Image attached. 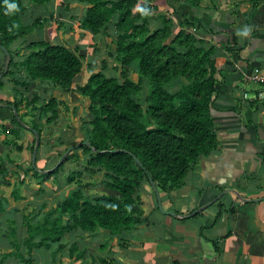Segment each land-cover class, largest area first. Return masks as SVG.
<instances>
[{
	"label": "trees",
	"instance_id": "16d2710c",
	"mask_svg": "<svg viewBox=\"0 0 264 264\" xmlns=\"http://www.w3.org/2000/svg\"><path fill=\"white\" fill-rule=\"evenodd\" d=\"M60 1L64 5L61 6L62 11L74 16L71 2ZM77 1L84 7L80 28L93 34L106 33L111 38L115 47L106 51V58L99 60L101 48L85 41L71 47L44 39L31 40L26 45L32 50L29 54L20 60L13 54L7 68L0 65V88L6 84L13 85L15 98L4 102L17 108L21 120L22 115H31L36 120L44 119L51 123L59 116L61 106L67 109L63 101L53 96V92L57 89L72 90L83 70L91 72L86 81L77 86L88 103L89 127L82 143L74 146L71 159L78 162L81 150L88 156L87 172L93 175L102 170L110 180L104 182L106 192L94 196H88L83 189L91 183L80 180L78 185L82 189L71 191L57 208L47 211L42 222L34 225L28 219L29 236L25 244L29 251L49 245L48 241H60L65 233L77 228L85 231L108 229L114 235L132 229L142 220L141 192L149 185L150 178L163 191L179 188L199 158L211 154L218 147L212 115L214 93L218 89L215 64L218 49L212 43L206 44V40L196 32L205 24L212 34L222 30L211 25L209 18H198L178 8V0H167V4L173 8V13L182 15V24L175 20L174 15L169 16L167 9L158 15L161 19L155 27L151 26L154 22L152 15L159 7L156 3L161 0H149V4L141 7H137L138 0ZM55 2L7 0L5 3V0H0V44L10 50L16 40L35 27L49 26L51 19L61 31H72L73 23L68 22L66 26L61 14L57 16L53 11ZM11 3H15L17 8L9 9L8 4ZM192 4L198 6L200 2L192 0ZM260 5L264 6L263 0H252V10ZM20 6H23L25 16L34 7H39L41 12H53L36 16L32 23L26 24ZM190 27L197 31H190ZM109 61L114 62L115 71L110 75L106 73ZM132 72L139 74V83L132 81ZM179 78L188 82L180 83L173 92L169 91L168 84ZM140 82L151 86L146 103L136 98L143 89ZM40 90L48 93L49 99H45ZM22 103L25 110L21 115ZM35 119L31 128L39 134L40 144L42 129ZM12 122L15 129H24L16 116ZM15 129L0 125V135H5L4 144H17L15 139L7 138L19 136ZM85 141H89L94 149ZM17 146L22 150L21 144ZM63 164L44 174L32 168L33 175L37 178L42 175L47 180ZM6 171V165L0 162V176L3 177ZM76 176L80 177L81 172L70 175L69 183ZM2 182L10 183L6 179ZM14 196L20 197L16 192ZM64 217H68L66 222ZM62 247L60 245L59 248ZM11 254L27 264H35L32 257L26 258L19 251Z\"/></svg>",
	"mask_w": 264,
	"mask_h": 264
},
{
	"label": "crops",
	"instance_id": "0c3cea01",
	"mask_svg": "<svg viewBox=\"0 0 264 264\" xmlns=\"http://www.w3.org/2000/svg\"><path fill=\"white\" fill-rule=\"evenodd\" d=\"M64 1L71 2L74 16L62 11L60 0L55 2L53 11L57 16L61 14L67 23H73V35L70 37L75 35L74 45L82 39L87 44L99 40L97 47L101 48L100 54H105L102 49L111 44V39L107 43L103 33L93 34L80 28L78 21L84 13L83 5L77 0ZM139 2L142 5L150 3L149 0ZM162 3L158 1L156 4L159 6ZM33 10L41 9L35 7ZM216 17L217 14L209 16L211 25L222 31L216 34L209 32L211 38L206 40L216 44L218 49L215 58L218 89L214 93L212 112L218 147L211 154L199 158L182 186L170 191L158 187L164 210L159 207L160 200L152 185L145 186L141 192L142 220L118 235L108 229L85 231L77 228L65 233L60 241H48L49 245L30 251L25 244L29 236V222L34 225L42 222L47 211L57 208L71 191L80 187L75 183L85 177L83 171L86 170L87 160L84 154L79 150L81 158L75 162L71 159L74 150L69 148L74 144L80 145L87 131H79L80 126L69 116L74 115L75 108L83 103L81 98L86 99L82 95L69 94L78 90L77 86L85 82L91 72L82 71L72 90L64 93L67 98L61 99L63 91L60 89L53 92V96L67 106V109L61 106L55 121L46 123L44 119L36 120L31 115H24L28 121L19 120L24 129H15L12 122L15 111L4 102L15 98L13 85L6 84L0 88V125L18 130L19 136L7 138L15 139L17 144L22 145V150H19L17 144H4L5 135H0V162L7 167L6 174L0 176V264H27L11 254L16 251L26 258L32 257L35 264H264V102L245 97V93L252 97L260 88V84L251 77L253 71L258 68L264 75V6L247 13L246 20L236 18L219 22L222 16L218 20ZM245 28L250 29L247 35L243 34ZM59 31L51 30L47 40L66 45ZM204 33L208 35V32ZM81 34L83 38H79ZM74 45L70 43L66 46ZM111 68L113 66L109 65L108 69ZM20 107L22 115L24 103ZM70 109L73 113L68 112ZM87 114L89 119L88 109ZM34 119L42 129L40 144L31 129ZM17 152L19 162L6 159L9 154ZM29 152L32 154L30 157ZM61 163H64L62 168L44 183L40 182V176L33 175L32 168L44 174ZM78 171L81 176H76L69 183H72L70 189L66 190L67 185L61 181ZM87 175L89 179L91 175ZM26 176L29 178L26 179ZM4 179L10 183H3ZM43 186L46 191L39 195L38 189ZM83 189L88 196H94L92 184ZM15 192L20 197L15 198ZM67 219L64 217V222ZM107 238L108 242L105 241ZM60 245H63L62 249Z\"/></svg>",
	"mask_w": 264,
	"mask_h": 264
},
{
	"label": "rangeland",
	"instance_id": "374dc122",
	"mask_svg": "<svg viewBox=\"0 0 264 264\" xmlns=\"http://www.w3.org/2000/svg\"><path fill=\"white\" fill-rule=\"evenodd\" d=\"M56 1H59V0H56ZM161 1H163V3L159 4L158 9L154 11V14H153L154 16L152 15L153 19H155V21H154L155 23H153L151 26L154 27L157 23H160V19L161 18L158 17V15L160 13H164V10H167V9H168L167 13H169V16L174 15L175 20L178 21L180 24H182V22H183L182 15H180V13H178V12L173 13L172 12L173 8L170 6V4H167V0H161ZM178 1H179L178 2L179 4H177L178 8H180L181 10H184V12H186V13L190 12L193 15H196L198 18H202V19L209 18V16H214V15L217 14L216 19L217 18L219 19V17L222 16V19L219 22L226 21V20L227 21L228 20L229 21H233V19H236V18H238V19L242 18L241 20H243V19L246 20L247 13H250V11L252 10V0H197V1L200 2V4H198V6L193 5L192 4V0H178ZM263 2H264V0H263ZM61 6H62V4H61ZM141 6H142V3L140 4V2H139L137 4V7H141ZM260 6H262V5H260ZM33 9H35V7ZM78 9H79V11L81 10L80 7ZM19 10H20V13H22L21 15L25 14L23 6H20ZM169 10H171V12H169ZM27 13L28 14L26 16L24 15V17H23V20H24V22L26 24L27 23L28 24L32 23L33 20L36 18V16H46L47 15L46 11H42L41 12L39 10H35L34 12H27ZM76 14L77 13L75 12V15ZM217 20H216V22H217ZM78 22H80V20ZM210 23H211V21H210ZM65 25L68 26V23L66 22ZM205 25H203L200 28L202 30L196 32V34L206 40V38H211V36H210L208 28H207L208 26H205ZM46 26H47V24H46ZM49 26H51V27H49ZM49 26L42 27V28L40 26L39 27H35L36 30L34 29L32 31L33 34L32 33H28L25 36L21 37L20 39L16 40L14 42V44L11 46L10 50H9V53H10L9 56H7L5 54V57L3 58L2 57L3 53L0 51V58H1V62H2L1 64H4L5 67H6V65L9 64V62L12 60L13 57H15L17 60H20V59L24 58L27 54H29L32 51V50L26 48V45L31 40H41V39L47 40L48 36H50L51 30L54 31V32L57 31V30L58 31L60 30L57 27L56 22L53 21V19H51V22L49 23ZM79 27H80V25H79ZM64 28H65V26H64ZM46 29H47L48 35H46ZM189 30L190 31H197L195 27H190ZM204 32H208V35L206 33H204ZM59 33H61L63 35V37L61 38L63 43H65L66 45H69L70 43L72 45H74L76 37H75V35H74V38L70 37L71 35H73V33L71 32L70 29H68L67 31H61L60 30ZM64 34H65V36H64ZM75 34H76V32H75ZM80 36H82V34ZM103 36H104V38L106 39V41L108 43L111 38L106 33H103ZM81 41H83V39ZM98 41L94 40V42H92V44L97 46ZM206 44H207V40H206ZM114 47H115L114 44L111 42L110 45L106 44L105 50L104 49H102V50L106 52L108 49H111V48L113 49ZM92 51H93V49H92ZM13 54L15 56L11 57V55H13ZM104 56L106 57V53L105 54H98L99 60L104 58ZM109 63H110V61H109ZM113 65H114V62L111 61L110 67H112ZM106 73L110 75L112 73H115V71H113V68H111V69H107ZM130 77H131L132 81H134L136 83H139V74L138 73L132 72L130 74ZM216 78H217V74H216ZM183 82L186 83V82H188V80H186L185 78H182V79L179 78V79L173 80L170 84H168L167 89L169 91L173 92V91H175L177 89L178 85L180 83H183ZM140 84L142 85L143 89L136 94V98L140 102L146 103L147 94L149 93V91L151 89V86L150 85L148 86L146 82H144V83L140 82ZM62 93L63 94L60 95L61 99H64V98L68 97V95H66V94L64 95V93H67V91H63ZM40 94L45 95V99L49 98L45 93H43L41 91H40ZM59 94L60 93H58L57 95H59ZM72 94H75L76 96L81 95V93L78 92V90H75L74 93H70L69 95H72ZM81 99H82L83 103H80L79 106L75 108L76 109L75 110V114L74 115H70L69 118L71 117V119L76 124H78L80 126V130L79 131H87V128L89 127V124H87L88 123V114H87V109L88 108L86 106L87 105L86 104L87 101L86 100L84 101L83 100L84 98H81ZM81 99H79V100H81ZM74 101L76 102V97H75ZM71 108H73V106ZM68 112L73 113V112H71V109ZM22 117H23V119L25 121H28V119L25 118V116L22 115ZM66 122L69 123L68 120ZM75 145H78V144H74L69 149L72 151ZM71 151H70V153H71ZM31 155L32 154H30V152H29L28 156L30 157ZM18 156H19L18 152L17 153H12V154H9L8 156H6V159L8 161H11V162L15 161V160L19 162L20 158ZM83 156L87 160L88 156L87 155H83ZM83 173H84L83 175H85V177L82 178V181L83 182H86V181H90L91 182V184L93 185V188L95 189V192L93 193L94 195H99V194H101L103 192H106V187H105L106 183H104V182H107V181L110 180L109 177L107 176V174H105L102 170L101 171H97V173H95L93 175L90 174L91 176L88 174V172L86 170H85V172L83 171ZM87 174L90 176L89 179L86 177ZM27 178H29V177L26 176V179ZM32 178H33V176H32ZM40 178L42 179V180L39 179L40 182L44 183V178L42 177V175L40 176ZM61 178H65V176L61 177ZM106 179H108V180L106 181ZM33 180H36V179H33ZM61 182L64 183L65 186L67 185L66 190L70 189V185L72 183L69 184L68 177H66V179L62 180ZM77 183L78 182H76L75 185ZM102 184H104V185H102ZM20 186H21V184H20ZM45 191H46L45 187L43 186L42 189H40V188L38 189V194L42 195ZM63 192L65 193V187L63 188ZM39 195H37V196H39ZM105 241L108 242V238ZM38 252H40L42 254L45 253L44 250H39Z\"/></svg>",
	"mask_w": 264,
	"mask_h": 264
},
{
	"label": "built area",
	"instance_id": "2783aa9c",
	"mask_svg": "<svg viewBox=\"0 0 264 264\" xmlns=\"http://www.w3.org/2000/svg\"><path fill=\"white\" fill-rule=\"evenodd\" d=\"M253 78V80L260 84V88L257 89L251 96V94L245 93V97H249V98H253L255 100L264 102V75L261 73L260 69L256 68L253 71V74L251 76Z\"/></svg>",
	"mask_w": 264,
	"mask_h": 264
},
{
	"label": "water",
	"instance_id": "95a60500",
	"mask_svg": "<svg viewBox=\"0 0 264 264\" xmlns=\"http://www.w3.org/2000/svg\"><path fill=\"white\" fill-rule=\"evenodd\" d=\"M0 49H2V50L4 51V53H5L7 56H9L10 53H9V50L7 49L6 46L0 44ZM8 65H9V64L6 65V68L8 67ZM1 77H2V75H0V78H1ZM13 110L15 111L16 117L20 120V117H19V113H18L17 108L13 107ZM31 129H32V128H31ZM32 131L36 134V139H37V143H38V141H39V134L37 133V131H36L35 129H32ZM85 144L90 145V144H89V141H85ZM90 146H91V145H90ZM91 148L94 149L93 146H91ZM35 156H36V151L33 153V158H34V159H35ZM137 161L140 163L139 159H137ZM150 183H151L153 189L155 190V192H156V194L158 195V198H159V200H160V203H159V207H160V209H161V210H164V209H163L162 202H161V197H160V194H159V188H158L157 184H156L151 178H150ZM230 190H233V189H230ZM233 191H234V190H233ZM172 214H174V213H172Z\"/></svg>",
	"mask_w": 264,
	"mask_h": 264
},
{
	"label": "clouds",
	"instance_id": "9594fccd",
	"mask_svg": "<svg viewBox=\"0 0 264 264\" xmlns=\"http://www.w3.org/2000/svg\"><path fill=\"white\" fill-rule=\"evenodd\" d=\"M5 3H7V0H5ZM8 8L9 9H16L17 8V5L15 3H11V4H8ZM142 11H146L145 9H141ZM248 31H250V29H243V34L244 35H247L248 34Z\"/></svg>",
	"mask_w": 264,
	"mask_h": 264
}]
</instances>
